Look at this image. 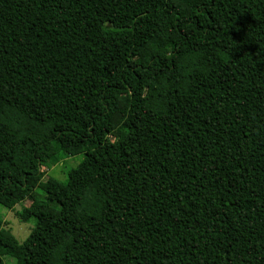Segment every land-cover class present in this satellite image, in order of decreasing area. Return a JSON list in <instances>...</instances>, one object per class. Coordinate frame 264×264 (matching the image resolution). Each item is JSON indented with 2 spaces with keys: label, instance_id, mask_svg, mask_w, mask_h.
I'll return each instance as SVG.
<instances>
[{
  "label": "trees",
  "instance_id": "obj_1",
  "mask_svg": "<svg viewBox=\"0 0 264 264\" xmlns=\"http://www.w3.org/2000/svg\"><path fill=\"white\" fill-rule=\"evenodd\" d=\"M17 206L0 264H264V0H0Z\"/></svg>",
  "mask_w": 264,
  "mask_h": 264
},
{
  "label": "rangeland",
  "instance_id": "obj_2",
  "mask_svg": "<svg viewBox=\"0 0 264 264\" xmlns=\"http://www.w3.org/2000/svg\"><path fill=\"white\" fill-rule=\"evenodd\" d=\"M83 156L63 158L62 161L50 169L47 174L49 177L56 179L59 182L66 181V174L70 169L75 168L81 161ZM21 206H17L13 211L5 212L0 207V212L3 214V228L9 230L11 234L22 243L29 235L33 223L23 224L19 221L16 213L19 212Z\"/></svg>",
  "mask_w": 264,
  "mask_h": 264
}]
</instances>
